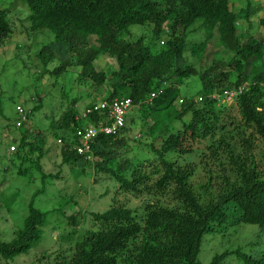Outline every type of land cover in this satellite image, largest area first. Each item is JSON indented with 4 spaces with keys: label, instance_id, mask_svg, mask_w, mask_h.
<instances>
[{
    "label": "trees",
    "instance_id": "16d2710c",
    "mask_svg": "<svg viewBox=\"0 0 264 264\" xmlns=\"http://www.w3.org/2000/svg\"><path fill=\"white\" fill-rule=\"evenodd\" d=\"M21 1L29 7L28 20L32 30H49L55 35L53 43L39 53L43 62L67 57L53 75H60L75 65L81 69L79 82L92 83L96 97L108 101L109 105L115 100L130 99V112L144 115L142 136L145 140L138 144L155 154L160 162L158 165H162L161 168L155 165L154 171L145 172V164L151 163L149 159L131 160L123 156V163L115 166L117 157H111L115 146L126 145L123 154L132 151L125 137L132 127L129 115L118 133L100 134L90 142L89 153L79 154L74 147L82 146L83 140L76 136L77 131L89 125L111 126L114 118L108 108L83 117L98 103H88L80 111L77 106L82 98L75 99L74 105L70 104L62 113L56 127L61 130L56 139L63 142H57L63 164H68L79 174L91 166L96 176L104 175L112 180L118 194L153 200L145 202L144 213L140 215L114 198L108 209L91 214L94 227L87 225L86 218H90L87 213L78 215L79 212L72 209L71 206L77 204L75 201L59 207L52 212L57 213L58 229L64 228L57 239L61 255L56 257V264H264L261 247L264 239V170H259L252 154L253 148L257 147L256 139H261L264 145V66L258 72L253 71L254 67L250 71L254 62H264V43L254 38L240 42L238 37L239 22L249 19L250 12H236L231 0ZM251 1L245 0L249 8ZM10 11L11 8L0 9V44L12 33ZM148 23L154 31L153 44H146L144 38L131 43L121 39L130 27ZM259 23L264 27V19ZM164 33L167 37L161 39L162 48H159L156 42ZM196 34L203 35V41L193 40ZM90 37L96 38L94 43L90 42ZM209 44L222 46L232 55L227 60L214 59L210 67L198 70L197 61L204 56ZM63 49L69 52H63ZM103 55L114 59L118 66L111 78L95 67V62ZM231 66L233 70L228 69ZM192 76L199 78L202 88L196 95H184L181 86ZM245 83L248 86L244 91L235 95L242 118L235 128L237 138L231 137L240 138V146L246 148L249 155L237 156L228 141L230 136L225 133L226 125L222 124L221 114L229 108L223 92ZM200 97L202 100L198 99ZM179 98L184 102L178 108L176 101ZM39 107L36 106L33 112ZM188 115L191 119L186 121ZM136 118L131 119L132 123H136ZM176 121L182 123L179 131L171 128ZM160 128H163L162 132L158 131ZM221 131L223 133L219 135ZM28 137L24 134L21 144L15 148L19 152L30 146L29 152L18 155V159L31 160L44 184L62 180L61 171H46L42 162L44 148L28 143ZM208 142L210 150L214 149L216 162H219L218 151L222 150L229 167L220 163L216 166L218 170H210V182L206 185L209 199L204 200L190 180L197 164L192 158L201 150L200 144ZM32 152H38V155ZM149 152L145 154L150 155ZM89 155L94 157V163L89 164L86 160ZM263 159L261 157V161ZM24 171L20 168L18 174L22 175ZM45 190L43 187L34 193L23 228L14 232L10 242L0 240V257L3 259L10 261L27 254L43 239L45 241V230L51 224L46 218L50 213L35 207L36 198ZM204 193L207 195L206 190ZM163 196H170L173 203H163L160 200ZM5 203V209L12 213L13 203ZM233 208L239 211L236 224L258 227L257 240L251 245L258 246V251L248 253L244 247L228 248L203 262L200 254L204 252V236L214 231L215 226L229 223V212Z\"/></svg>",
    "mask_w": 264,
    "mask_h": 264
},
{
    "label": "rangeland",
    "instance_id": "374dc122",
    "mask_svg": "<svg viewBox=\"0 0 264 264\" xmlns=\"http://www.w3.org/2000/svg\"><path fill=\"white\" fill-rule=\"evenodd\" d=\"M233 4L235 5L233 10L236 12L241 10L250 12L249 19H242L239 22L238 37L240 42L254 38L264 43V27L259 23L261 19H264V0H252L250 8L245 0H231V5ZM8 8H11L9 21L12 33L0 44V240L10 242L15 236L14 232L23 228L24 220L29 214V204L32 197L35 192L43 187L46 188L45 193L36 198L35 207L50 213L46 220L47 222L51 221V224L48 222V227L46 226V230L44 229L45 241L43 242V239V243L41 242L38 247L10 261L0 257V264H56V257L61 255L57 239L59 240L58 236L63 232L64 228L58 229L57 213L53 214V211L59 209V207H66L69 202L73 204L72 202L75 201L77 204L71 206L72 209L75 208V211L79 212L78 215L87 213L90 218H86V223L94 227V223L90 221L92 220L91 214L108 209L113 204L114 198L133 208L140 215L144 213L145 202L148 203L153 199L149 200L146 197L145 199H136L129 195L118 194L117 190H115L116 185L112 180L103 177L104 175L96 176L93 168L87 167L85 172L79 174L78 171H72L71 166L68 164H63L61 150L57 145L56 139L57 135L61 134V130L56 127L62 113L68 109L70 104L73 106V101L79 97L82 98L77 106L80 111H83L88 103H97L102 98L93 94L95 91L91 86L92 83L90 85L79 82L78 77L81 69L78 66H71L60 75H53L56 68L67 57L49 60L45 64L42 57H39V53L43 47L53 43L54 33L49 30H32V25L28 20L30 10L26 2L21 0H0V9ZM153 36V27L148 23L143 26L130 27L129 32H125L121 39L131 43L136 42L139 38H144L146 44L150 45L153 44ZM202 36L201 34H196L192 39L200 42L203 41ZM166 37V33L160 35L158 42H156L159 48H162L161 39L166 40ZM89 39L91 43H94L96 38L90 37ZM63 52L69 51L63 49ZM187 54L192 61L193 58L190 52ZM231 55L222 46L209 44L204 56L197 61L198 70L204 71L212 65L214 59L227 60ZM63 56L67 55L63 54ZM263 63V61L254 62V65L250 66V71L252 67H254L253 71L262 70ZM95 67L98 72H106L108 78H111L112 73L118 69L115 60L105 55L99 57L95 62ZM183 68H185L184 65ZM228 69L233 70L234 67L231 66ZM201 88L202 83L199 78L192 76L184 81L181 86V92L184 95H196ZM103 96L105 98L106 94ZM17 106H22L26 111L30 112L36 106L40 107L34 110L28 122H25L22 127H17L16 124L19 121ZM228 106L229 108L221 114L223 118L222 124L226 125L227 132L225 133L230 136L228 141L234 148L235 155H249L246 152V148L240 146V138L235 140L231 137L233 135L237 138L238 131H235V128L236 125L241 123L242 117L238 105L233 103ZM135 114L129 112L128 120L131 122L132 130L129 127L130 130L125 134L132 151L128 154H123L127 146L118 145L114 147L115 151L112 152L111 157H117L115 166L123 163V156H126L125 159L131 160L149 159L151 163H146L143 170L151 172L154 171L155 165L159 168L162 165H158L160 162L155 154L150 153L144 146L138 144V141L145 140V136H142L144 115ZM132 118H136L137 124L132 123ZM190 119L189 115L185 117L186 121ZM171 128L173 131H179L182 128V123L176 121ZM162 129L160 128L158 131L162 132ZM222 133V131L219 132V135ZM24 134L29 136L26 140L28 143L38 144L44 148L45 156L42 162L46 171L54 173L61 171L62 180H50L44 184L41 174L33 168L31 160L21 161L18 159V155L24 156L26 152H29L30 146L22 148L19 152L16 149L12 153V146L17 147L20 145ZM256 142L257 147L253 148L252 154L256 159L259 170H264V159L261 161V157H264V145L261 139H256ZM209 145L210 142L200 144L201 150L192 158L197 164L195 174L190 182L195 190L204 196V200L209 199L208 195L210 192L206 189V185L210 182V170H218L216 166L220 163H225L229 167L226 154L219 150V162H216V158L214 159L213 156L214 149L210 150ZM148 152L150 155L145 154ZM32 153H29V155ZM118 153L123 155L120 154L119 156ZM33 155L37 156L38 152ZM33 157L29 158L33 159ZM181 164H186V162L181 161ZM20 168L25 170L22 175L18 174ZM205 190L207 195L204 193ZM160 200L168 205L173 203L170 196H163ZM6 201L7 203H13L12 213H8L5 209ZM2 207L4 210H2ZM229 214L231 219L229 223L215 226L213 233L211 232L204 236L202 245L204 252L200 254V259L203 262L228 248L244 247L248 253L258 251V246H251L257 240L258 227L236 224L239 218V211L235 208L231 209ZM94 229H97V227ZM261 243V247L264 249V239ZM232 264L242 263L233 262Z\"/></svg>",
    "mask_w": 264,
    "mask_h": 264
},
{
    "label": "built area",
    "instance_id": "2783aa9c",
    "mask_svg": "<svg viewBox=\"0 0 264 264\" xmlns=\"http://www.w3.org/2000/svg\"><path fill=\"white\" fill-rule=\"evenodd\" d=\"M247 84L239 87L233 91H225V100L228 102H232L234 97L237 93L243 92L246 88ZM180 102H183L180 100ZM131 107V100L130 99H123V100H115L111 105L107 102H99L95 105L94 110H88L86 113L83 114V117H87L89 113L99 109L108 108L110 111V115L114 118V123L111 126H94L89 125L82 130L77 131L78 138L83 140L82 146H75L74 149L78 151L79 154L89 153L91 151L90 142L96 139L100 134L105 135H113L116 134L125 124V117L127 115L128 110ZM17 112L19 115V121L17 123L18 126H21L23 123L28 121V115L30 112H27L22 106H17ZM58 143L63 144L62 140H58ZM14 149V148H13ZM86 160H93V156L89 155L86 156Z\"/></svg>",
    "mask_w": 264,
    "mask_h": 264
},
{
    "label": "clouds",
    "instance_id": "9594fccd",
    "mask_svg": "<svg viewBox=\"0 0 264 264\" xmlns=\"http://www.w3.org/2000/svg\"><path fill=\"white\" fill-rule=\"evenodd\" d=\"M245 84H247V83H245ZM243 85H244V84H243ZM243 85H242V86H243ZM247 86H248V84H247ZM238 87H239V86H238ZM238 87H234V89H232V90H225V91H233V90H236ZM225 91H224V92H225ZM224 92H223V94H224ZM198 99H199V100H202L201 97L198 98ZM180 100L183 101V98H179V99L176 101V104H177V106H179V107H180L181 104H183V102H184V101H183V102H180ZM103 101H105V100L99 99L97 103H99V102H103ZM105 102L108 103V101H105ZM227 102H228V101H227ZM228 103H229V105L235 103V97H234V100H233L231 103H230V102H228ZM131 110H132V109H131V107H130V109H129L128 112H127V115L129 114V112H130ZM27 112H30V111H27ZM33 113H34L33 111L29 113V115H28V118H29V119H30V116L33 115ZM127 115H126V117H127ZM126 117H125V118H126ZM29 119H28V121H29ZM28 121H27V122H28ZM173 124H174V123H173ZM124 126H125V124H124ZM124 126H123V127H124ZM18 127H19V126H18ZM120 130H121V129H120ZM120 130H119V131H120ZM172 130H173V129H172ZM119 131H118V132H119ZM118 132H117V133H118ZM76 136H77V133H76ZM77 137H78V136H77ZM57 142H58V140H57ZM13 148H14V149H13ZM15 148H16V146H13V147L11 148V149H12V153L16 151ZM87 161H88L89 164H90V162H91V163H94V162H95L94 157H93V160H87ZM89 167L91 168V166H89Z\"/></svg>",
    "mask_w": 264,
    "mask_h": 264
}]
</instances>
